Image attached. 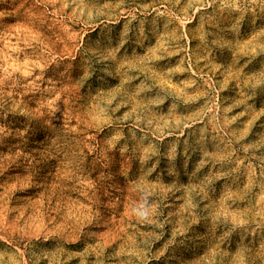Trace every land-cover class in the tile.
<instances>
[{"label":"rangeland","instance_id":"1","mask_svg":"<svg viewBox=\"0 0 264 264\" xmlns=\"http://www.w3.org/2000/svg\"><path fill=\"white\" fill-rule=\"evenodd\" d=\"M0 264H264V0H0Z\"/></svg>","mask_w":264,"mask_h":264},{"label":"clouds","instance_id":"2","mask_svg":"<svg viewBox=\"0 0 264 264\" xmlns=\"http://www.w3.org/2000/svg\"><path fill=\"white\" fill-rule=\"evenodd\" d=\"M140 215H146L147 213L146 212H144V213H139Z\"/></svg>","mask_w":264,"mask_h":264}]
</instances>
